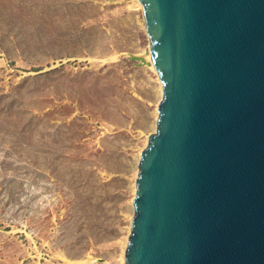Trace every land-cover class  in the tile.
Returning a JSON list of instances; mask_svg holds the SVG:
<instances>
[{"label": "rangeland", "instance_id": "374dc122", "mask_svg": "<svg viewBox=\"0 0 264 264\" xmlns=\"http://www.w3.org/2000/svg\"><path fill=\"white\" fill-rule=\"evenodd\" d=\"M134 2L0 0V264H123L158 102Z\"/></svg>", "mask_w": 264, "mask_h": 264}, {"label": "water", "instance_id": "95a60500", "mask_svg": "<svg viewBox=\"0 0 264 264\" xmlns=\"http://www.w3.org/2000/svg\"><path fill=\"white\" fill-rule=\"evenodd\" d=\"M139 2L162 98L123 264H264V0Z\"/></svg>", "mask_w": 264, "mask_h": 264}, {"label": "bare ground", "instance_id": "6f19581e", "mask_svg": "<svg viewBox=\"0 0 264 264\" xmlns=\"http://www.w3.org/2000/svg\"><path fill=\"white\" fill-rule=\"evenodd\" d=\"M133 6H134L135 8H137V9H139V10L142 12V14H143V8H142V6H141L139 0H135ZM142 27H143V30H144V32H145V35L147 36V34H146V28H145L144 14H143ZM147 38H148V37H147ZM148 40H149V39H148ZM148 49H149V46H148ZM113 58H114V57H113ZM111 60H112V59H111ZM148 60H149L150 63H151L150 54H148ZM150 71L154 74V76H155V82H156V84H157V87H156V93H157V100H158V102H157V104H156L155 112H154V114H153L155 120H154V122H153L152 125H151V127H152L151 130L154 132L155 129H156V120H157V117H158L157 107H158L159 101H160L161 98H162V87H161L160 81H159V79H158V75H157V73H156V71H155V69H154L152 63H151V66H150ZM150 134H151V133H149V134L146 135V138H145V144H146V145H147L148 137H149ZM143 148H144V147H143ZM142 150H143V149H142ZM141 152H142V151H140V153H139V155H138L137 162H136V166H135L136 177H135V179H134V181H133V185H132V192H133V195L135 194V181H136V178H137V173H138V163H139V160H140ZM132 197H133V199H134V196H132ZM133 199H132V203H131V207H130V215H131V218H132V214H133V212H134ZM130 222H131V219H130ZM128 231H130V227H129ZM128 233H129V232H128ZM127 236H128V235H127ZM127 242H128V237H127V239H126V244H125L126 247H127ZM126 247H125V248H126ZM91 257H92V256H91ZM91 257L88 258L87 260H83V261L80 259L81 261L78 260V261L73 262L72 264H106L105 262H97V263H96V262L94 261V259H91ZM120 259H121V258H120ZM122 260H125V252H124V254H123V256H122ZM123 263H124V262H123Z\"/></svg>", "mask_w": 264, "mask_h": 264}]
</instances>
